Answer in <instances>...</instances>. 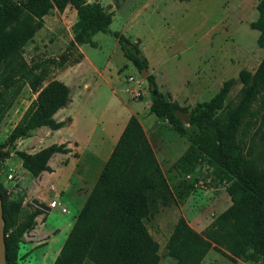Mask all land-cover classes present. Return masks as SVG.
<instances>
[{
	"label": "trees",
	"instance_id": "16d2710c",
	"mask_svg": "<svg viewBox=\"0 0 264 264\" xmlns=\"http://www.w3.org/2000/svg\"><path fill=\"white\" fill-rule=\"evenodd\" d=\"M67 5L78 17L77 41L87 40L88 34L107 31L110 15L96 3L0 0V114L6 102L5 89L15 79L29 77L30 89L37 90L40 78L24 68L19 50L41 27L43 16L51 6L63 9ZM256 10V19L250 27L258 31L256 44L264 48V0H258ZM115 35L123 56L133 67L139 73L142 68L147 69L137 40ZM144 78L148 88L152 84L155 89L153 76L148 74ZM237 78L241 87L234 103H223L233 83L230 78L222 82L210 99L195 104L189 111L188 125L195 127L197 134L189 139L186 150L176 161H195L206 156L220 170L233 176L231 204L214 218L204 235L189 227L182 217L177 219L164 245L165 255L173 259V264H200L210 248L219 247L230 257L264 260V168L249 157L258 128L246 129L253 123V104L259 100L264 105V53L253 72L241 69ZM157 96L158 100L152 95L150 111L166 118L178 135H185L187 131L175 110L186 109L166 101L160 93ZM68 101V87L58 81L49 82L11 129L7 142L28 136L30 130L39 126L57 129L66 124L68 118L56 121L52 115ZM64 151L62 144H50L34 153L15 150L13 154L20 158L24 169L36 176L47 169L46 162L53 153ZM9 153V150L0 151V158ZM3 189L0 186V197ZM167 200L168 187L152 148L137 119L130 116L51 264H158V243L149 234L144 220L152 217L159 204ZM1 202L5 264H10L8 244L16 241L22 228L28 227L40 209L36 208L18 231L6 235L5 224L10 215L2 198Z\"/></svg>",
	"mask_w": 264,
	"mask_h": 264
},
{
	"label": "rangeland",
	"instance_id": "374dc122",
	"mask_svg": "<svg viewBox=\"0 0 264 264\" xmlns=\"http://www.w3.org/2000/svg\"><path fill=\"white\" fill-rule=\"evenodd\" d=\"M9 1L19 3L24 0ZM84 1L96 3L109 13L111 21L107 31L88 34L87 40L79 42L75 38V23L78 20L76 12L69 5L63 9L51 6L43 16L41 27L19 50L24 68L34 72L35 78H40L37 90L30 89L29 77L15 79L5 89L6 102L0 114V151L9 150L10 153L0 158V186L4 188L1 195L3 206L10 215L5 224L6 235L18 231L38 208L36 199L27 191L29 182L24 180L27 175L25 172L28 171L13 152L18 150L29 153L51 140V137L40 132L47 130V126L36 127L30 130L28 136L17 138L12 143L7 142L8 134L36 99L38 92L51 81L60 82L59 74L65 68L83 62L73 73L87 74L91 65L84 55L93 62L100 57H107L118 66V72H123L121 76H124V82L128 76L142 81L143 88L134 99H142L145 95L151 101L152 94L145 78L122 54L115 35L121 34L131 41L137 40L147 70L151 69L157 80L161 78L159 69L172 65L184 69L208 65L210 71L219 74L220 86L223 81L233 79L223 101L225 104L235 102L241 87L238 72L241 69L253 72L264 53V48L256 44L258 31L250 27L257 16L258 0ZM155 90L166 101L178 105L168 94H163L162 88L161 92L158 91L156 84ZM199 102L203 101H184L178 106L184 107L185 112L189 113ZM252 115L253 123L246 129H258L249 148V157L257 166L264 168V105L259 100L252 106ZM180 122L187 132L179 135L180 142L186 143L183 151L180 143L182 152L179 157L186 150L189 139L197 134L195 127L188 125V122ZM157 151L159 148H156ZM176 161L169 168L161 163L169 200L159 204L158 211L144 220L149 234L158 243V264H173V259L165 255L164 245L179 217L194 231L204 235L214 218L231 204L230 189L235 181L233 176L220 170L206 156H199L195 161ZM42 217L39 213L35 214L28 227L22 228L16 241L8 244L10 264H51L54 251L47 250L44 240L36 239ZM200 264H264V260L261 257L251 260L242 256L230 257L226 250L219 247L210 248Z\"/></svg>",
	"mask_w": 264,
	"mask_h": 264
},
{
	"label": "crops",
	"instance_id": "0c3cea01",
	"mask_svg": "<svg viewBox=\"0 0 264 264\" xmlns=\"http://www.w3.org/2000/svg\"><path fill=\"white\" fill-rule=\"evenodd\" d=\"M84 58L91 65L87 74L73 73L83 63L76 62L58 77L69 89V101L52 117L56 121L68 118V122L57 129L40 130L51 140L29 153L52 143L62 144L66 151L53 153L46 162L47 169L37 176L31 177L28 172L24 176L29 182L27 191L39 205V216H43L36 239L44 240L47 250L54 251L51 262L130 116L141 125L161 170V163L171 167L186 147L168 120L150 111L147 96L134 99L125 93L123 72H118L113 61L107 57L95 62L86 55ZM147 71L154 76L158 91L162 88L163 94L180 106L184 101L208 100L220 86L219 74L210 71L208 65L187 69L164 67L159 69L158 80L151 69ZM51 200L58 201L60 206L50 208ZM61 206L66 211H61Z\"/></svg>",
	"mask_w": 264,
	"mask_h": 264
},
{
	"label": "water",
	"instance_id": "95a60500",
	"mask_svg": "<svg viewBox=\"0 0 264 264\" xmlns=\"http://www.w3.org/2000/svg\"><path fill=\"white\" fill-rule=\"evenodd\" d=\"M146 75H148V71L146 69L142 68L140 70V76L145 77ZM149 88L151 90V94L155 97L156 100H158L159 98L157 96L156 90L153 88V85L150 84ZM175 114L183 122H185V123L188 122V119H189V113L188 112H181L179 110H175ZM9 185H7V187ZM37 205H38V203H37ZM3 226H4V221H3V217H2V202H1V197H0V264H5V255H4L5 254V243H4Z\"/></svg>",
	"mask_w": 264,
	"mask_h": 264
},
{
	"label": "built area",
	"instance_id": "2783aa9c",
	"mask_svg": "<svg viewBox=\"0 0 264 264\" xmlns=\"http://www.w3.org/2000/svg\"><path fill=\"white\" fill-rule=\"evenodd\" d=\"M143 88V83L142 81H140L139 79H134L132 78L131 76H128L126 78V81L124 82V91L130 95V97L132 98H136L140 91L142 90ZM52 188V186H51ZM48 206L50 208H53L55 206H60L59 202L58 201H55V200H51L49 203H48ZM60 210L61 211H66L64 207H60Z\"/></svg>",
	"mask_w": 264,
	"mask_h": 264
}]
</instances>
